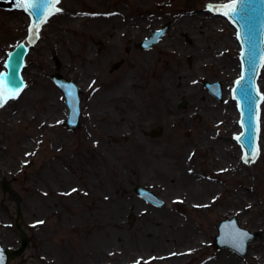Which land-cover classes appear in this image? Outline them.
Masks as SVG:
<instances>
[{"label": "rangeland", "instance_id": "rangeland-1", "mask_svg": "<svg viewBox=\"0 0 264 264\" xmlns=\"http://www.w3.org/2000/svg\"><path fill=\"white\" fill-rule=\"evenodd\" d=\"M229 1L60 0L59 13L39 36L41 44L25 59L27 91L0 109V241L10 249L20 245L14 229L17 205L3 192L4 180L22 200V228L29 237L27 249L10 264H254L251 256L260 258L264 101L260 154L247 166L233 139L238 118L230 127L225 114L233 107L230 90L239 76V48L229 23L205 6ZM101 14H118L127 22L143 19L146 27L130 26L135 35L125 32L122 22L100 26L93 19ZM192 16L185 35L183 20ZM26 17L23 11L0 8V73L9 52L26 38ZM56 20L58 27H52ZM165 24L169 30L161 43L134 48ZM119 61L123 64L113 70ZM144 64L152 80L139 92L135 83ZM57 73L81 90L82 117L74 133L64 126L65 99L51 80ZM183 73L212 102L210 115L200 99L183 98ZM204 82H220L222 99L212 97ZM259 88L264 96V70ZM49 118L60 124L39 126ZM152 128L159 130L154 137ZM207 132L214 138L211 162L199 154L201 134ZM219 144L232 148L228 164L214 157ZM183 166L190 168L189 184L183 182ZM205 179H214L218 189L207 194H218L205 211H196L191 205H202L204 190L193 192V183ZM137 185L154 192L163 205L140 200ZM232 217L255 236L244 256L214 246L220 222ZM248 219L263 226L257 229ZM154 234L163 237L162 246ZM192 240H199L197 246ZM191 249L198 251L179 260L144 262Z\"/></svg>", "mask_w": 264, "mask_h": 264}, {"label": "water", "instance_id": "water-1", "mask_svg": "<svg viewBox=\"0 0 264 264\" xmlns=\"http://www.w3.org/2000/svg\"><path fill=\"white\" fill-rule=\"evenodd\" d=\"M29 2H35V0H29ZM59 0H54L53 5L50 8L42 9H31L24 10L23 8L17 7V0H0V8L5 10H24L25 14L30 18V25L28 27V33L26 37V43H19L12 51L7 55L5 61V71L0 73V93H5L6 88H13L15 85H19V90L15 97L19 95L24 87V81L21 76L22 68L24 66L25 57L29 51L28 45L33 46L37 43L33 33L29 32V28L37 24L38 30H40L48 21L50 17L56 14L57 3ZM227 2H222V4ZM219 4L216 2L217 5ZM229 4L236 6L235 14L225 15L228 11L223 9V17L228 20L231 25L237 31V42L241 47L240 52V64L241 73L240 77L236 79L234 87L232 89V97L237 103V110L240 115V127L241 132L236 135L235 140L242 150V157L245 162L246 153H251L247 156V165L249 162L255 159L258 154V140L260 132V105L263 102V96L259 92L258 82L260 80L261 72L264 66V0H233ZM205 6L210 8L209 2H206ZM212 7V6H211ZM213 11V10H212ZM35 12V15L30 14ZM216 15V14H215ZM169 28V24L164 25L160 30L154 31L153 36L138 44L136 47L141 49H149L156 44L161 37H163ZM37 29L34 28L35 32ZM154 34H159L158 36ZM153 40L155 42L153 43ZM147 45V46H146ZM119 64L113 66L116 69ZM59 66V63H56ZM241 77H244L241 80ZM52 80L57 84L66 99V105L69 109V115L65 121V125L72 131H75L78 127L80 118V94L79 87L72 81L66 80L61 74L53 75ZM237 81H240L237 84ZM205 88L209 93L217 100L222 99V88L220 82L204 83ZM65 89L72 91V96L68 97L65 93ZM12 98L11 93H7L4 97ZM3 97V98H4ZM4 98V99H5ZM72 100V106H69V100ZM5 102L3 103V106ZM2 106V107H3ZM1 108V107H0ZM159 130L154 128L151 132V136H156ZM236 133H234L235 135ZM233 135V137H234ZM239 137V139H237ZM4 193H9L11 199L17 205V219L15 222V232L20 241V247L17 249H9L3 246L0 241V264H10L11 261L20 256L29 245V237L27 233L21 228L23 224V217L21 212V199L18 198L13 192L10 184L5 180L2 185ZM137 195L144 199L146 202L151 203L156 207H161L163 201L152 191L144 188L141 185H137L135 188ZM129 218H135L133 214ZM238 232L247 233V236L243 240L241 245L242 251L237 250L236 237ZM255 240L253 233L246 229H243L235 217L226 219L220 222L217 228V235L214 238V245L217 248H227L240 256H244L247 253L248 245Z\"/></svg>", "mask_w": 264, "mask_h": 264}, {"label": "bare ground", "instance_id": "bare-ground-1", "mask_svg": "<svg viewBox=\"0 0 264 264\" xmlns=\"http://www.w3.org/2000/svg\"><path fill=\"white\" fill-rule=\"evenodd\" d=\"M142 12V11H141ZM104 13L106 14V10H104ZM105 14H101L98 16V18H95L93 19V21L97 24V25H106V24H114V23H124L126 26H125V32H130L132 31L134 34H135V31L132 30L130 26L136 24V23H139L137 25V28H135L136 30H140L142 27H146L145 25H142L144 24V20L142 19L141 21L137 20V19H133L132 21L130 22H127L125 21L124 19L122 20H119L118 18V14H115L113 16H110L108 18H105L107 17ZM55 18V17H54ZM148 18V17H146ZM193 16L192 17H186L184 20H183V33L186 35V30L184 27H191V25L193 26V23L190 24V21L192 20ZM108 19V20H106ZM29 21V18L26 17V22ZM73 23H77L78 22V19L77 18H74L73 20ZM147 22H150L151 21H147ZM50 23V22H49ZM57 24V20L55 22L52 23V27L54 25ZM140 25V27H139ZM48 26V25H47ZM46 25L44 27H42V29L40 31H38V36H41L42 38V34L43 32L46 31ZM56 27H58V24L56 25ZM62 27V26H60ZM65 27V26H64ZM61 29V28H60ZM176 31H174L173 33H175ZM48 33H49V30H48ZM136 35V34H135ZM235 35V30H233V36ZM26 36V35H25ZM40 40V39H39ZM25 41V40H23ZM162 41H160L161 43ZM41 44V41L37 42L35 44L34 47H38L39 45ZM159 44V43H158ZM144 71L141 70V73L139 76V80L135 83V87L136 89L140 92L142 90H144L146 87H148L151 83V80H152V70L150 68V66L148 64H144ZM259 86H260V83H259ZM28 87H26L24 89V91L22 92L21 96L24 95V93L27 91ZM229 91V90H227ZM20 96V97H21ZM183 98H187L189 99L191 102L193 101H196V98L200 99L201 101H199L200 105L201 106H204L209 115H210V111H212L213 109V104L210 100L206 99L203 94H201L199 92V90L193 86L191 80L187 77L186 74L183 73ZM233 102V101H232ZM53 108H56V106H52ZM50 107V109L52 108ZM52 108V110H53ZM227 110L225 111V114L229 117V126L232 127L233 124H234V120H236L238 118L237 116V113H236V109H235V103L233 102V107L232 105H230L229 107L226 108ZM234 115H235V119H234ZM231 119V120H230ZM57 124H60V121L58 122L57 119H50L49 118V121L47 123H44L42 124V122L39 124V126L41 125L42 127H52V126H55ZM238 133V132H236ZM201 139H202V145L201 147L199 148V154L200 156H202L205 160L206 159H209V161L211 162L212 161V158H208V154H210L212 151V145H211V141L214 139L213 138V135L210 133V132H207V133H203L201 134ZM232 151V148L231 147H228L226 145H223V144H219L217 149H216V155L214 156L215 159L218 161V162H221V163H227L228 164V155H229V152ZM239 159H242V152L241 150L238 151L237 153ZM186 157V155L184 156V158ZM259 155L254 159L252 160V162H249L248 165L246 162H242L243 164L247 165V166H250L251 164H253L255 161H257ZM234 168H237V165H231L230 169H234ZM229 170V169H228ZM190 168H185L183 166V172L184 173H187V174H184L183 173V182H186V183H190L191 180L189 177L190 175ZM189 174V175H188ZM214 182V179H205L204 181L202 182H198V183H193V192L197 193V192H200L199 190H204V193H203V203L202 205L199 204V203H195V204H192L191 205V208L193 210H201V211H205L207 209L208 206H211L213 203H214V198L215 196L218 194V192L214 193L212 196H209L207 193L208 192H211L215 189H217V186L213 183ZM218 190V189H217ZM250 208L249 205H246L242 208V211L245 213V210ZM156 223L158 222L157 219H155ZM248 221H251L252 223H254L255 227L257 229L261 228L263 226V222L261 220H256V219H248ZM155 235V241L157 243L158 246H162L163 245V237H160V235L158 234H154ZM164 235V234H163ZM197 242H199V240H192V243L194 246H197ZM198 250L196 249H191V250H178L177 252H168L166 254H161V255H158L156 256V258L154 259H151V258H148L146 261L144 262H156V263H159L160 261H162V259L166 262L167 259L169 258H173V256H179V257H176L177 260L183 258L182 256H186L190 253H193V252H197ZM260 258L259 259H255V257L252 255L251 256V259H252V263L254 264H264V252H260ZM166 259V260H165ZM136 262H142V260H136ZM164 262V263H165ZM229 264H238L237 261L235 260H230L228 261Z\"/></svg>", "mask_w": 264, "mask_h": 264}, {"label": "snow or ice", "instance_id": "snow-or-ice-1", "mask_svg": "<svg viewBox=\"0 0 264 264\" xmlns=\"http://www.w3.org/2000/svg\"><path fill=\"white\" fill-rule=\"evenodd\" d=\"M54 3V0H35V2H29V0H17V7L23 8L24 10L28 11L31 9H42V8H50ZM218 8H225L228 11H226L224 14L225 15H232L235 14L236 11V6L234 4H229V5H220L217 6ZM211 8V6H210ZM56 11H59V9H56ZM30 14L35 15V12H30ZM39 21H37L36 25H33V27L29 28V32L33 33V35L36 36V38H38V25ZM36 28L37 30L34 32L33 29ZM156 36H158L159 34H154ZM155 42V40H153V43ZM147 46V45H146ZM244 77H241V80H243ZM240 81H237V84H239ZM19 85H15L13 88H6L5 93H0V107L3 106V103L5 102V99L3 98L5 95H7V93H11V97L15 98V95L17 94L18 90H19ZM65 93L68 97L72 96V91L70 89H65ZM73 101L70 99L69 100V106H72ZM237 139H239V137H237ZM251 155V153H246V158H245V162L247 163V156ZM247 236V233H242V232H238V235L236 237L237 240V250L242 251V247L241 245L243 244V240L244 238Z\"/></svg>", "mask_w": 264, "mask_h": 264}, {"label": "flooded vegetation", "instance_id": "flooded-vegetation-1", "mask_svg": "<svg viewBox=\"0 0 264 264\" xmlns=\"http://www.w3.org/2000/svg\"><path fill=\"white\" fill-rule=\"evenodd\" d=\"M102 48H103V46H102ZM127 50H128V49H126L125 52H128ZM121 62H122V64H123V61H121Z\"/></svg>", "mask_w": 264, "mask_h": 264}]
</instances>
